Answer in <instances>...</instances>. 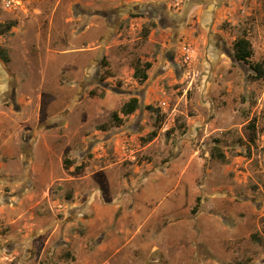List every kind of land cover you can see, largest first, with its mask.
<instances>
[{
	"label": "rangeland",
	"instance_id": "1",
	"mask_svg": "<svg viewBox=\"0 0 264 264\" xmlns=\"http://www.w3.org/2000/svg\"><path fill=\"white\" fill-rule=\"evenodd\" d=\"M10 22L0 264H264V78L232 48L264 62V0H0Z\"/></svg>",
	"mask_w": 264,
	"mask_h": 264
},
{
	"label": "trees",
	"instance_id": "2",
	"mask_svg": "<svg viewBox=\"0 0 264 264\" xmlns=\"http://www.w3.org/2000/svg\"><path fill=\"white\" fill-rule=\"evenodd\" d=\"M13 26H14L13 22L7 23L6 25H4L0 29V33H4L6 31L10 30ZM232 48H233L234 58L237 61L242 62L243 64H246L250 68V70L253 72V76H252L253 79L259 80V79L264 78V62H253L251 60V56H252L251 43L245 36H240L237 39H235V41L233 42ZM0 57L4 61L8 60V57L4 51L0 53ZM150 67H151V62H146L142 66L139 64L135 65L133 77L139 82H144L148 77L147 70ZM138 105H139L138 98L135 96H132L126 102H124L121 105L119 112L123 116L130 115L138 108ZM147 108L150 110H154V108L151 106H148ZM155 111L158 112L157 109H155ZM112 117H113L115 123H118V124L121 123L122 118L119 117L116 112H114L112 114ZM157 120H158V123L160 124L161 120H159V119H157ZM250 130H251V135H252V140H253V139H255V136H256L255 126L254 125L250 126ZM156 135H157V131L152 130L143 138V140L150 141ZM211 156L215 157L219 160H222V161L225 160L224 153L222 151H220L218 149V147L214 148V151L211 152ZM263 250H264V242H263Z\"/></svg>",
	"mask_w": 264,
	"mask_h": 264
},
{
	"label": "built area",
	"instance_id": "3",
	"mask_svg": "<svg viewBox=\"0 0 264 264\" xmlns=\"http://www.w3.org/2000/svg\"><path fill=\"white\" fill-rule=\"evenodd\" d=\"M5 7L9 9H16L21 4V0H4ZM185 52L189 54V49H186Z\"/></svg>",
	"mask_w": 264,
	"mask_h": 264
}]
</instances>
